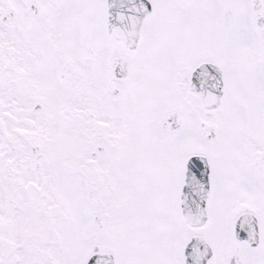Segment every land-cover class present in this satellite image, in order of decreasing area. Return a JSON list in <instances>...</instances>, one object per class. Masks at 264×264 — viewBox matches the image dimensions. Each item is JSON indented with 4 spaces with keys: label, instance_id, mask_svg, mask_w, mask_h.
<instances>
[{
    "label": "snow or ice",
    "instance_id": "6c2138e0",
    "mask_svg": "<svg viewBox=\"0 0 264 264\" xmlns=\"http://www.w3.org/2000/svg\"><path fill=\"white\" fill-rule=\"evenodd\" d=\"M0 264H264V0H0Z\"/></svg>",
    "mask_w": 264,
    "mask_h": 264
}]
</instances>
